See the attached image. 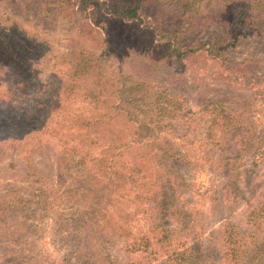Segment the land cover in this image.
Masks as SVG:
<instances>
[{
  "label": "trees",
  "instance_id": "16d2710c",
  "mask_svg": "<svg viewBox=\"0 0 264 264\" xmlns=\"http://www.w3.org/2000/svg\"><path fill=\"white\" fill-rule=\"evenodd\" d=\"M3 1L11 9L35 10L42 23L49 14L82 19L80 33L101 41L102 50L111 47L105 29V35L98 30L103 20L142 24L156 41L168 42L172 63H218L221 85L192 109L183 94L153 90L122 71L107 76L102 55L93 51L71 49L47 60L48 48L8 18L0 25V163L6 150L13 160L28 150L35 156L27 168L40 184L26 202L15 189L0 198V264H56L34 246L51 216L67 233L59 242L71 247L58 264H206L213 249L204 239L206 201L213 212L243 208L241 223L223 222L210 233L217 263L264 264L261 62L232 60L221 45L171 41L156 17L146 20L143 13L150 1L175 8L181 19L218 21L233 44L264 37V0ZM44 63L49 70L38 71ZM9 71L18 81H8ZM244 91L253 94L245 98ZM44 168L47 174L37 173ZM204 174L219 181L201 191L193 182ZM32 219L45 227L27 223ZM181 237L192 244L173 242ZM119 238L147 256L145 262L106 255Z\"/></svg>",
  "mask_w": 264,
  "mask_h": 264
},
{
  "label": "rangeland",
  "instance_id": "374dc122",
  "mask_svg": "<svg viewBox=\"0 0 264 264\" xmlns=\"http://www.w3.org/2000/svg\"><path fill=\"white\" fill-rule=\"evenodd\" d=\"M163 4V3H162ZM11 5L6 4L5 1H0V25L4 26L9 21L18 24V28L21 25H25V29L29 31L27 37L32 41H39L44 44L48 51L46 52V59L50 58L53 53L62 54V52L79 49H85L88 51H93L96 56L102 55L104 61V71L107 76L124 73V75H129L134 78H140L147 81L145 85L148 84L156 91H165L169 93L180 96L183 94L186 101L192 109L201 108L205 105L206 101L212 99L214 94V89L221 84L220 81V71L218 63L212 62L210 60H190L186 65H179L172 63L168 57V42L162 41L158 42L155 37L144 30V26L138 23L123 24L121 22H114L112 20H103L101 22L100 30L103 35H105L103 29L108 33L110 37L111 47L103 49L101 41H98L92 35H82L78 29L79 24H81L82 19L71 20L63 16H56L54 14L48 15V20L41 22L35 10L30 8L22 7L20 9H11ZM178 7V6H177ZM143 13L146 20L155 19L158 20L163 28H165L168 33H170L173 38L171 41H177L180 44H186L190 42H202L213 44L214 46H222L223 51L230 59L235 61H240L246 58H256L261 62V70L258 73L264 72V37H250L243 40L241 43L229 44L225 37V31L223 25L217 20L216 23L210 20H204V18L191 17L181 19L176 12V9H171L165 7L161 4L154 5L150 1L143 6ZM260 14V12H259ZM102 27V28H101ZM33 38V39H32ZM16 42V41H15ZM16 44L21 43V39L17 38ZM104 51V53L102 52ZM45 54V53H44ZM44 59V60H46ZM27 63L34 62L32 59L27 58ZM50 63L52 62L49 60ZM46 63L42 67H38V71L42 70L46 72L49 70V66L46 68ZM10 72V71H9ZM7 72V74L9 73ZM10 77L8 81H18L12 80V73L10 72ZM16 76V75H15ZM209 79V84L206 86L205 81ZM216 81V83H215ZM14 84V83H13ZM2 85H4L2 83ZM150 91V89H148ZM240 94V93H239ZM253 92H242L240 95L245 98L252 96ZM252 102V101H248ZM76 107L74 105H66L65 107ZM257 107V106H256ZM4 135V134H3ZM0 134L1 137H3ZM0 137V138H1ZM2 140H0L1 142ZM7 153L2 158L0 163V198L4 196L6 192H13L16 190V194L23 198V202L28 199H32L31 195L34 193L35 188L39 186L38 180L32 168L28 169L27 166L33 165V158L29 154L28 150H24L21 153L15 155L16 160L10 156V151L6 150ZM40 157L42 154H38ZM42 157H44L42 155ZM48 158L51 160L53 157L50 154ZM11 162L15 169H10L8 163ZM22 165V167H21ZM12 167V168H13ZM47 169L44 168L39 170L37 173H45ZM188 172L185 177L187 179ZM207 175H201L194 180L193 185L195 188H199L201 191L207 190L212 183L216 184L219 181L218 178H210ZM191 184V183H190ZM56 188H53V192H56ZM203 207L204 211V239L207 240L206 244L210 245L212 249L211 258L206 264H219L217 263L218 248L214 247L210 239V233L218 229V225L223 222L241 223L242 209L237 208L232 213H228L222 208L217 209L216 212L212 211L213 206L211 202H205ZM69 207V206H68ZM66 209V207L64 206ZM60 207L58 211H61ZM51 218H48L45 225L48 226L47 230L37 233L38 243L34 246H38L41 251H44L52 257V260L59 263V258L65 257L66 253L70 251L71 247H66V244H61L59 238L67 237L65 230H62L54 221L51 222ZM27 223L33 226L45 227L44 223L37 222L33 219L29 220ZM57 225V226H56ZM43 227V228H44ZM29 234V233H28ZM62 234V237L60 235ZM57 236L54 240L53 237ZM185 239V240H184ZM116 240V239H115ZM176 241V242H175ZM173 240L174 243L181 245V243H190L186 238H182L178 241ZM127 242L123 239H118L113 246H106L104 253L110 256H117L118 260L124 263L129 262H145V256L143 253L132 251L128 247ZM190 246V245H189ZM192 246V245H191ZM178 246L177 248H179ZM58 262V263H57Z\"/></svg>",
  "mask_w": 264,
  "mask_h": 264
}]
</instances>
